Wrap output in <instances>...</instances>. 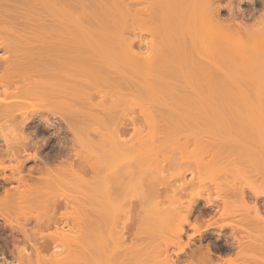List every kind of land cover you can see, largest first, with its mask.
<instances>
[{
    "label": "bare ground",
    "instance_id": "1",
    "mask_svg": "<svg viewBox=\"0 0 264 264\" xmlns=\"http://www.w3.org/2000/svg\"><path fill=\"white\" fill-rule=\"evenodd\" d=\"M24 1L26 6L28 5L29 7L30 1L28 0H24ZM45 1L47 2V0ZM65 1L67 2L60 0L59 3L62 2L61 4L65 6L68 5V3H70L68 7L71 6L74 7H71L69 9V12L68 11L64 12L65 9H63L64 11H62V13L61 11H57L58 17L59 14L60 15L63 14L64 17V14L66 13L65 15L66 16L70 15V17H72L73 20L74 14L75 15L77 14L79 15V17L77 15L76 16L80 18V20L76 19L77 18L76 17L74 18L76 20L75 21L73 20L72 25H70L69 23L68 26L65 25V27L62 28L59 27V29L57 27L49 26L50 24H48V27H46L45 25L40 23L42 24L41 26H43L42 28L41 26L39 28L42 30L41 32L42 35L39 34V32L37 33V35L40 36L39 38H41V41L43 40V45L41 44L42 45L41 49L44 50L48 55V59H45L44 61L41 60V65L39 60H37L39 61L38 64L37 62H35L36 60L32 59L34 58L33 54L35 56V50L31 48L32 46L31 47L28 46L27 43V39L31 38L34 35L32 34L31 36L30 34L36 33L35 31L34 32L32 31L33 28L31 29L32 32H30L29 34L26 32L27 33L26 34L25 32L22 31H21L22 33L20 31L18 33L17 32L19 30L18 28L17 31L15 29L13 31V29H11L13 27L12 26L9 27L11 29L10 31H8L9 29L6 30L8 31V34L6 32V34L4 33V36L2 35L0 36V43L2 41V44L8 43V45L11 46L12 42L10 41H13V43L15 41L17 42L16 43L17 46L18 44H20L22 48L21 52H18L19 51L17 49L18 47H15L16 51L14 50L15 52H18L20 56L17 57L18 54L16 55L14 52V57L16 56L15 58L13 56H11L12 58L7 57L9 60L10 59L12 60V63L16 61L17 65H19L18 62L20 63L21 61L19 59L20 57L22 58L23 56H24L23 60H25V57L26 59L29 58V60L24 61L25 63L29 62L34 65H36L37 63L39 66H42V61H43L44 63L43 65L45 66L40 68L45 67L44 70L45 72H43V69H39L38 65L35 66L37 68L34 67L33 69L31 68L32 67L31 65H30L31 69L23 67L22 65V68L19 69L17 68V65L15 63L11 64V60L10 61L8 60L7 67L9 69L6 70V72L7 71L10 72V74L8 75L10 76L11 72L14 74L15 73L19 74V72L22 71L24 74L26 73L28 75L27 71L29 70L30 71L35 70L36 72L42 71L43 73H40V76L47 75L48 77L45 76L47 78L46 80H49L50 78L52 79L51 82L50 81L48 82L44 79L45 77L42 78L43 77L42 76L41 81L38 80L37 78H32V79L27 78L28 80L27 81L26 77L28 76L32 77L31 74L28 76L23 75L22 76L23 82L21 80H20L21 84L18 82L21 85V87L16 83L17 84L15 89V91L17 90L16 99L17 96L24 97V95L27 94V91H28L27 96L31 95L29 97L25 96L27 97V99H30L31 97V101H32L33 99H35V97L32 98V96L34 95L37 97L38 100L39 98L38 96H40L41 103L44 102V100L45 102H48L46 101L48 100V98L50 99V101L52 100L55 101L56 99L55 97L59 96V98H57L58 100L56 101L58 102L60 101V103H64L63 104L64 106H61V104L55 105V103H53L54 106H57V108L58 106H60L61 107L60 111L63 110L62 111L63 113L71 115L73 118L79 115L80 112L81 113L84 112L85 115L88 114L87 115L88 117L90 115L91 118H93L94 120V123L90 125L103 124L105 128L109 127V125L106 124L107 121L113 120V122L111 121L110 124L111 131H109L108 133V131L105 130L104 132L101 133L99 138L94 139L89 136L88 131L90 130L91 127L89 123L86 122V120L83 118H78L79 116L77 117L78 119L75 118L74 121V125H75L74 132L76 135L75 143L79 145V148L76 151L77 154L76 157L81 162L87 164V161L89 162L88 155L91 154L92 159H94V162H96L95 164L96 167H104L107 165L109 166L108 163H110L111 161L115 162L117 160L118 162H116V164L114 163L113 166L118 168H115L114 170L111 169L109 170V172L106 171L104 172L99 170L94 171L92 173L93 174L92 177L91 178L87 177L88 178L87 179L85 177L86 176L85 172L81 171L82 169L86 168L85 166L81 167L82 164L85 165L84 163H80L79 161L76 165L77 167L76 168L73 164L75 162L66 160L65 162L63 161V163L59 162L58 166L56 167L53 166L54 168H52L51 166L47 167V165L46 167H43L42 171H40L42 172V174L44 173L43 176L41 175V177H39L37 181L32 180V183H27L28 181L26 179H25L26 181L22 180L24 179L22 177L20 180H22L23 187L17 188L14 193H5V196L0 198L1 204L4 205L7 203V205H11L10 201H12V204H14L13 202H15L16 205H14L15 206L14 212L17 211L15 214L17 217L19 215L27 216L28 213L30 214V212L35 211L34 216L36 221H42V220L44 221V219H46L47 222L48 221L54 222L55 219L57 220L58 216L57 218H54L55 214L53 215V213L54 210L57 208L56 204H57V199L59 200V198H64L66 203L70 201L73 204H75L72 205L70 210L60 213L61 218L59 217L60 219L62 218L64 219L65 217L66 218L70 217L72 221L70 222L71 225L69 223L70 226L67 224L68 221L66 219L65 221L62 220L64 221V224L67 222L66 228H64L65 225L58 226V224L56 225V222H54L55 224L52 223L55 226L53 225L54 229L49 233V237L52 238V242H53L52 243L53 249L51 248L50 245V248L52 249L50 253L45 254L42 251L43 247L42 248L40 247L42 249L40 250L38 246L35 248L36 249L34 250L35 254L34 256L32 255L33 256L32 257L31 251H28L23 247V249L21 248L22 249L21 253L23 255V258L21 253H19V256H21L19 259L22 258L20 262L26 261L27 264H130V261L138 260L139 262H142L141 264H176L175 261L172 259L171 255L167 252V248L169 245H173V246L175 245L178 247L179 251H183L184 248L187 246V243L182 241V236L184 233V226L189 221V216L192 212L194 204L200 198L202 199L206 198L207 202L211 201L210 193L206 186L207 182H210L211 184L214 185V189L218 197L223 193L221 197L225 201H231V200L233 201V199L238 200L239 207H241L244 216L253 211L254 214L253 216L256 218L255 220L258 223L257 232L260 233L261 231H263L264 227L263 229H261L260 227L262 224L264 225V216H262L256 204H250L246 201L245 187L248 186L249 189H251L254 195L256 196L264 195V186H262V184L264 183L262 182L260 183V181L257 180V177L260 179L259 176L264 172L261 170L260 167L261 165L259 164L260 166H258V164L256 163L264 158L263 155L264 153L260 152L261 148H259L260 150L259 152L262 153L263 155V157L260 159L259 158L260 156L258 155L259 152L258 150H256L258 146L256 147L254 145V143L259 142L256 140L254 141V139L256 138L259 139L258 137L259 134L260 136L262 135V137L264 135V27L260 25L264 23V17H263L264 15L262 14L263 16L262 17L260 16L261 18L259 20H256L251 23L248 22L242 23L236 20L226 22L224 18H221L219 16V6L215 5L214 0H151L155 2L153 4H151L152 2L150 0H149L150 4L149 2L147 3L146 0H137L136 2L138 1L139 2L141 1V3L143 2L142 7L140 8H144L145 10L147 9L146 13L148 12V14L150 15L151 13L154 14L158 13V16L160 14L161 16H164L165 14H167V12H169L167 11L166 8L168 9L171 8L169 9L173 11L171 13H175L179 18H182L183 21L182 20L180 21L182 24L180 25V28H182V30L180 29L182 32V33L180 32V34L182 35L176 37L178 41L174 36H172L171 39H169L170 35L169 36L163 35L166 38L168 37L170 41L172 40L171 41L172 43L171 42L169 43L171 45L173 44L171 46L172 48L170 47L169 44H167L168 43L167 41L169 40L167 39V41H165L166 38L162 37L165 43H162L164 41H162L161 43H157L154 40H151L149 42H145L142 40V42L139 41L141 42L139 43L140 46H142V44L144 45L142 46V49L135 50L133 45L135 44L134 42L140 38L138 33L148 32L149 34L152 35V39L154 37L156 38V36L158 35L157 34L158 28L156 26L151 25L146 28L145 27L139 28L138 26H136V24L138 23L140 24L141 22L140 19H143L144 17L143 18L140 17V14L142 13L140 12V8H136L134 5H133L134 8H132L133 7L132 4L134 3L135 0H104L103 2L102 0H87L89 1L87 3L88 4L87 8L90 9L93 8V6L106 7V9L107 8L109 9L111 5L113 7L118 6L117 7L118 10L117 9L115 10V14L114 12L111 11L110 13L109 12L110 10H107V11H102V13L98 11L99 13L96 12L95 13L96 15L94 13H93L94 15L93 14L90 15L92 18L94 16L96 21L100 24V25L98 24V26H102V28L103 26L106 27V29L104 28L102 30L100 29L101 27L97 29V27L94 28V26L93 29L95 30L89 29L90 24H88L89 27H86L85 23H90V22L93 23V20L90 19L91 17L89 18L88 12L87 15L89 19L87 17L85 19V17L82 16V14L86 15L85 13H80L82 17L78 13L80 12L79 9H81L79 8L80 6H87V4L84 3L83 0L77 1L79 3L76 2L77 3L76 5L75 2L74 3L71 1L68 2L69 0H65ZM15 2L16 4L19 3L18 1ZM20 2H22V4L19 3L18 5L20 6L22 5L23 7H25L23 0L22 1L20 0ZM50 2L49 3L47 2L46 6L48 5L54 6L56 0L51 2L52 4ZM168 2L171 3V7L169 6L170 4ZM10 5H12V3ZM155 6H159V7H155ZM62 8L63 7H61V9ZM155 8H160L161 10L159 9V11L157 12ZM70 10L72 12H75L74 10L76 11L78 10V12L73 14L70 12ZM92 10L95 12L94 9ZM154 10L156 11V13ZM3 11H5L4 8ZM38 13L39 11L37 12V15ZM46 13H49L50 15L47 14L49 16H54V17L57 16L56 12H52V10ZM54 13L55 15H53ZM185 16L187 18H184ZM70 17L68 16V18ZM81 18H83L84 20L83 19L81 20ZM128 18L130 19L129 32L131 35L127 36L125 32L126 30L128 31L126 26V23L128 22ZM29 20L27 19L26 21ZM198 21H202L203 23L207 22V24L211 28L214 27L220 28L222 34L225 36L224 38L229 41V43L227 41L226 43L225 41H223L225 43L224 45L228 43L230 47L231 44L233 43L234 45L233 44L232 45L235 47L240 46L237 48H243V50L246 49L245 52L241 51L243 52L242 54L246 56H244L243 58L241 57L242 55L240 54V56L238 55L239 57L237 58L239 62L243 61L242 62L243 64L233 60L230 61V62L233 61L232 64H230L231 71H232V67H234L236 63L242 64V66H240L242 69L238 68L236 65V68H238L239 71L237 69L238 72L234 74L235 76H233L229 71L230 67L226 66L227 64H224V62L228 63L229 61L226 62V60H230V59H226L225 61L219 60L218 62L220 63L218 62L217 63L219 64V66L223 64L225 65V66L223 65L225 67L224 68L225 72H226V68L228 67L229 70H227V72H230L231 75L229 73H225L223 70H222L223 73L222 72L220 73L218 70L220 68L217 69L215 68L218 67L216 66V63L214 68L218 70L217 74L215 73L216 70L214 69L215 71L214 70L213 72L210 71L208 75L206 69L210 68L212 64L209 67L208 65L210 63L208 62L211 61L207 62V59H205L206 57L204 58V54L205 53L208 54V50L206 46H204L205 43L203 44V39L205 40V38L202 37L199 38L198 36H196L199 34L195 33L196 29H194L195 28L194 26L200 24V22ZM107 25L112 26V28L109 27L110 29H112L110 30L112 31L111 32L112 34L110 33L109 36L108 34L104 33L107 35V36L105 35L106 37L108 36L109 37L105 39V41L107 40L106 42H101L100 40L104 39V35H102L103 31H107V29H109L107 28L108 27ZM34 26L37 27V25L35 24ZM171 29H169V31ZM207 29L210 28L207 27ZM164 30L165 29H163L164 33L168 31V30L167 31ZM44 32L45 34L43 35ZM171 32L173 33V31ZM37 35L35 34V37ZM232 39L235 41V43L231 42ZM9 42L11 44H9ZM16 44L14 43V46ZM106 46L108 51L103 53L104 54L108 53V54H105L104 57L101 58L102 56H100V52L102 53V50L105 51L106 49L104 50V48H106ZM168 46L171 48L170 52H168L169 50L167 51V49L169 48ZM205 49L207 50V52L204 53ZM94 51L95 52L97 51L96 57H97V53L99 52L100 58L99 59L97 58L96 60L95 59L96 57L95 58L93 57L95 54H93L92 56L93 58H91L90 56V58L88 57L89 59H87L86 58L87 54L90 52L95 53ZM247 52H249L252 55L250 56V58L248 57L249 53L244 54ZM39 53H41L40 48H39ZM63 54L68 59L67 61L66 60L63 61L62 60L63 58L59 59L62 57ZM54 55L61 57H58L56 60L54 59L55 57L54 58L52 57ZM35 57L36 58L34 59H38L37 56ZM84 57L86 59H84ZM169 59L171 62H169ZM160 60L162 61L159 62ZM163 60L164 61L166 60V62H164ZM168 62L170 63L171 65L170 67L172 69L169 68V66H167L169 65ZM221 62H223V64H221ZM166 63L168 64L166 65ZM160 64H161L160 67H163L165 65L164 69L162 68V70H166L167 72L166 74L164 73V75L162 74V76L157 75L158 78H160L159 79L160 81L158 80V78L156 79L157 76L155 75H154L155 77H153V75L150 74L140 75V76L132 73L126 74L127 73L126 71L138 72L140 70L141 71L143 70L148 72L150 70L152 71V69L154 70L155 68L158 70ZM173 64H174V68H173ZM233 64L234 66H231ZM166 66L168 70L165 69ZM206 66L207 68L205 69ZM169 69L171 70L170 73L168 72ZM210 69L212 70L213 68ZM112 71L117 72L118 75L117 74L111 75L110 72ZM22 72H20V74H23ZM212 73H214V75ZM4 74L6 73L4 72L0 76H3ZM5 76H7V74L4 75V77ZM36 77H37V73H36ZM209 77L212 82L207 79ZM154 78L158 82H155ZM3 79L6 78H2L0 81L6 82L4 83L6 86L7 84L10 85L8 81H4ZM7 79L11 80L9 78ZM15 80L17 79L15 78ZM131 80L132 81L134 80L135 82L137 81L139 82L140 80H143L142 84L139 83V85H141L142 87V88L140 87L141 90L139 89V91L138 92L136 91L135 93L136 98H138L141 102L139 101L138 104L137 103L134 104L135 106H138L140 108L139 110L140 114L144 116L143 118H145V123H146V127L148 126L147 127L148 130L146 129L147 136H144L143 132H145L144 130L145 128L141 130L139 127H136V129L134 130L135 132L133 131L134 135H132L134 138L131 139L132 137L131 136L129 139L127 136H125L126 138L123 137L124 135L121 132L123 129L122 130L120 129L121 128L120 125L122 123L121 119L122 118L124 119V114L127 112L126 109L127 107L123 106L122 108V106L120 105H119L120 107H118V104H120L119 102L124 100L123 92H119V91L117 92L114 90L109 91L110 96H112L111 98H109L110 100L108 99L107 103H104L103 99L99 102V104L100 103L102 104V105L100 104L102 106V110H104V112H106V114L109 115L107 117L105 114L106 116L105 118H108V120L105 121L103 117L99 116L98 113L94 112L95 107L97 108V110L98 108L100 110L101 107H99L98 103L97 105L96 103H92L93 101L91 102V99L94 96L93 94L95 93L92 92L89 88L90 87H92L91 89H93V87L99 88V86H102L103 84L112 87H119L120 85H122V83L124 84L125 82L127 83L128 81ZM150 80H152L154 84ZM164 80L166 83L164 82ZM180 81H184V84H181ZM208 81H210L212 84L210 82L208 83ZM59 83L62 85V88H64L63 87L64 84V86L67 87L66 90L57 89ZM158 83L159 85L161 84L163 88H167L165 89V91L167 90L168 91L165 92L163 90L162 92H160L161 95L157 94L160 91V90L158 91V89H160ZM152 85L155 86V89L154 88L153 89L156 91V93H154L153 89H151ZM17 86H19L18 87L19 89H17ZM31 87L34 88L29 90ZM23 88H26L27 90L26 94H24L25 91L23 90ZM7 90L8 89L6 88V90L3 91H6L8 93ZM33 90L35 93H32ZM35 90H37V92ZM18 92H21L23 94ZM163 92L165 93L162 94ZM7 93L6 94L4 93L5 94L4 96L8 97L10 95V94L7 95ZM36 93L38 94L36 95ZM201 95L204 96V97L202 96L203 101L201 99ZM41 96L45 97V99H43L42 97L41 100ZM169 96L172 98L169 100H173V102L171 101L172 106L170 105L167 106V104L165 103L166 105L165 104L164 105L167 107L163 108L164 107L163 106L162 107L163 109H160L159 111H157L158 109H156L155 107L147 104L148 101H152L155 99H161L163 102V100ZM214 96L215 97L219 96L220 100H221L220 97L225 98L226 100H223L222 98V103H224L225 101H230L228 100L229 98L227 97L230 98L233 97V99H235L236 101L238 99V103H241V105L237 106L238 104L236 103L237 105L235 104V106H232V104L236 102L234 101L230 106L228 105V103L230 102L228 103L226 102V104H224L225 105L224 107L218 109V107L216 108L215 105L217 103V102L215 103V100H217V98H215ZM212 97L214 99V103L213 100H211ZM20 99L16 100L17 101L16 103L22 104L23 107L24 103L26 101L28 102V100L26 98H22V99H26V101L25 100L23 101L21 99V101L24 102L23 103L20 101ZM11 100L13 99L11 98ZM136 100L134 99V101ZM35 101L36 100H34V102ZM40 101H38V103ZM27 102L25 104H28ZM17 106H19V104ZM53 107L49 108L50 112H52L51 109H54L53 112L59 111L57 110V108H53ZM15 108L14 111H16ZM21 108L17 109L21 113V117H26L28 112L33 113L37 109H40L38 107L36 108L35 105L34 106L31 105V107H28L30 108L29 110L24 107L23 108L25 110ZM213 112L215 113L213 114ZM210 113H212L211 117H209ZM1 114L4 113H2L1 111ZM7 115L9 114L7 113ZM14 115L15 114H13V116ZM85 115H83L82 113V116L84 118ZM212 117H213L212 121H215L216 123H218L217 125H220L219 128L217 127L216 123H215L216 126L213 125L217 128V130H213V128L212 129L209 128L210 130L208 129V127H211L212 123H214L210 121ZM14 118L13 120H15ZM127 118L129 119V117ZM134 120L132 122L135 123ZM229 122L230 123L232 122V124L236 123L234 125L235 127ZM134 123L132 124L133 126ZM219 123H222L224 126L222 127V124ZM226 123L228 126L226 125ZM68 124L67 126L70 125ZM69 127L71 128V126ZM14 128H10L8 131L5 130L6 132L3 131L5 133L2 134V137L6 142V144L14 143L13 145L15 146L16 149L21 144H24L23 142H25L26 139L29 138L25 136L20 129L16 130ZM99 131L100 130H97L96 134H99ZM106 133L108 134V136L105 135ZM236 135L238 137L240 136L241 139L242 137H244L243 138L244 140L242 139L243 142L246 139L249 142L246 140L247 142L243 144L240 141L241 142L240 144V142H238L237 140L232 139V137L235 138ZM253 135L254 136L257 135V137H254ZM237 136L236 138H238ZM252 137H254L253 141H252ZM263 141H261L260 143L264 144ZM263 149L262 151H264ZM17 150H16V154H18ZM94 151H97L98 153H93L92 155V152ZM13 152L14 151H12V153ZM256 154L259 157H257ZM32 155L35 157L36 155L35 152ZM258 158L260 160L256 161L255 159ZM78 159H76V161H78ZM102 159L105 163L101 162ZM166 163H168L167 166ZM78 164L81 165L78 166ZM171 165L174 168H170ZM0 167L3 168L4 170L6 168H10L12 170L14 169V167H16V164L15 166L14 164L13 165L10 164L7 166L1 163ZM78 167H81L82 169ZM186 172H190L192 175L194 174L193 176L197 178V184L195 188L187 192L186 195L187 198L183 199L182 197L184 190L182 191V188L183 186H187V184L191 182L189 181V183H187V181L184 179ZM252 173H254V175L256 174V176L252 175ZM223 175L224 178L221 179V176ZM227 176H230L231 179H229ZM252 176L256 178L258 184L255 181V179H253ZM175 177H179L181 179L180 183L178 184H176V182L172 183V179ZM40 183H44L46 185L41 186ZM62 183H78V185L70 186V187L67 186L66 188L62 186ZM58 185L62 187L60 188ZM205 190L206 191L208 190V193ZM203 192H205L204 194L207 193V195H205L206 197L204 196ZM134 197L142 199L140 201H142L144 210L146 209L149 212V210L152 209V211L150 212L153 214L148 213L145 210L147 215L149 214L148 216H150V218H148L145 212L143 213L144 216L143 215L138 216L139 213H137L136 215L130 212V214L125 213L122 218L121 217L119 218V216H121V214L124 213L123 206L125 200H131V198ZM3 205H1V207ZM6 209L7 208H5V210ZM9 211L14 213L10 209ZM6 213H8V209L6 210ZM31 214L33 215V213ZM153 215L154 218L152 217ZM53 218L54 220H52ZM147 222H151V223L148 224ZM141 223L144 224L145 226L140 225ZM128 224L129 226H131L130 228L133 227L131 224L133 225L135 224V227L132 229L134 231L131 232L133 237L129 236L130 238L128 237L129 232L126 230L129 229L127 228ZM139 225L142 227H140ZM193 228L194 231H199L198 225H194ZM166 229L170 231V232L166 231L171 234L170 237L162 236L163 235L162 232H164L163 230ZM50 234H52V237L50 236ZM156 236L159 238H157ZM149 239L152 244L149 243L150 242L148 241ZM255 246L253 245V247ZM259 246L260 245H258V247ZM244 256L246 257V255ZM244 256L242 255L243 259L245 258ZM238 258H241V254L240 257ZM226 262L228 264H235L236 258L235 259L229 258L226 260ZM134 263L139 264L138 262H134ZM238 263L242 264L241 260H239Z\"/></svg>",
    "mask_w": 264,
    "mask_h": 264
},
{
    "label": "rangeland",
    "instance_id": "2",
    "mask_svg": "<svg viewBox=\"0 0 264 264\" xmlns=\"http://www.w3.org/2000/svg\"><path fill=\"white\" fill-rule=\"evenodd\" d=\"M4 1H8V0H0V36L2 35V36H4V33L6 34V32H7V34H8V31H10L11 29H13V31H14V29L17 31L18 29V33H19V31L21 32H27L28 34L30 33V32H36V33H31L30 35L32 36V34H34L32 37L34 38H29V39H27V43H28V46H32L31 48H33L34 50H35V56H37V58L38 59H34V58H36L35 56H34V54H33V57L34 58H32L33 60H36L35 62H37L38 64H39V61H40V65H41V60H45V59H48V55H47V53L44 51V50H42L41 49V47H42V45H43V40L41 41V38H39L40 36H38L37 35V33L39 32V34H41L42 35V30L41 29H39L40 28V26L43 24V25H45L46 27H48V24H50L49 26H53V27H57L58 29H59V27H65V25L66 26H68L69 25V23H70V25H72V23H73V20L75 21L76 19H79L80 20V18H78L79 17V15H75L74 13H77L78 12V10L76 11V10H74L75 12H72L73 11V9H72V11L70 10V12L71 13H73L74 14V18H76V19H74L73 18V20H72V17H70V15H65L64 14V17H63V14L62 15H60L59 13V17H58V15H57V11H61V13H62V11H64L63 9H65V11L64 12H69V9L71 8V7H74V6H71V7H68L69 6V4L70 3H68V5H62L61 3L62 2H60L59 3V1L60 0H56V3H55V5L53 6H50V5H48V6H46V3L48 2H50V0L48 1L47 0V2L45 1V0H41V2H40V0H38V1H36V0H28V1H30L29 2V7H28V5L26 6V4L24 3L25 1L23 0V3L25 4V7H23L22 5L20 6V5H18L19 3L20 4H22V2H20V0H9L7 3L6 2H4ZM11 1V2H10ZM15 1H18L19 3L18 4H16V2ZM22 1V0H21ZM54 1V0H53ZM52 0H51V2H53ZM64 2H67V1H65V0H63ZM75 2V5L77 4V3H79V2H77V1H80V0H69L68 2ZM84 1V3H88L89 1H85V0H83ZM104 0H102V2H103ZM137 0H135L134 1V3L132 4V6L134 5L136 8H140V7H142V5H143V2L141 3V1L139 2H136ZM147 1V3L149 2V0H146ZM151 1V0H150ZM215 2V5L217 6H219V16L221 17V18H224V20L226 21V22H229V21H233V20H236V21H238V22H242V23H251V22H254V21H256V20H259L263 15H264V0H214ZM1 2H3V3H1ZM45 2V3H44ZM50 2V3H51ZM77 2V3H76ZM152 3L151 4H153V3H155V2H153V1H151ZM170 2V1H169ZM168 2V3H169ZM9 3V4H8ZM12 3V5H10ZM6 4V5H5ZM23 4V5H24ZM33 4V5H32ZM52 4V3H51ZM62 6H61V5ZM72 4V3H71ZM146 4V3H145ZM144 4V5H145ZM149 4H150V2H149ZM170 5V7H171V3H169ZM4 5V6H3ZM15 7H14V6ZM45 5V6H44ZM59 5V6H58ZM74 5V4H73ZM18 6V7H17ZM35 6V7H34ZM97 6V5H96ZM112 6V5H111ZM109 7V9L107 8L106 9V7H94L93 6V8H87L88 7V4H87V6H80L79 8H81V9H79V11L80 12H78L79 14L80 13H85L86 15H87V12H88V15H89V18L91 17L90 15L91 14H95L96 12H101L102 13V11H107V10H110L109 12L111 13V11L112 12H114V14H115V10L117 9L118 10V6H112V7ZM134 6L132 7V8H134ZM153 6V5H152ZM4 8V10L5 11H3V8ZM45 7V8H44ZM52 7V8H51ZM56 7V8H55ZM60 7V8H59ZM61 7H63L62 9H61ZM76 7V6H75ZM91 7V6H90ZM154 7V6H153ZM155 7H159V6H155ZM24 8V9H23ZM50 8V9H49ZM77 8V7H76ZM120 8V7H119ZM122 8V7H121ZM148 8V7H147ZM150 8V7H149ZM2 9V10H1ZM19 9V10H18ZM92 9H94L95 10V12L92 10ZM143 9V10H142ZM154 9V8H153ZM159 9L160 8H155V10L158 12L159 11ZM167 9V11H169V12H167V14H165L164 16H161V14L158 16V13L157 14H154V13H151V15L150 14H148V12L146 13V10L144 9V8H140V12H142L141 14H140V17L141 18H143V19H140L141 20V22H140V24L138 23V24H136V26H138L139 28L141 27H149V26H151V25H153V26H156L158 29V32H157V36H156V38L154 37L153 39H152V35L151 34H149L148 32H143V33H138V35L140 36V38L139 39H137L134 43V45H133V47H134V49L135 50H139V49H142V46H144L143 44H142V46H140V44L139 43H141L142 42V40L143 41H145V42H149V41H151V40H154L155 42H157V43H161L162 41H164V39H162V37L163 38H166V37H164V36H169L170 35V38L169 39H171V37L172 36H174L175 38L177 37V36H181L182 34H180V32H181V30H182V28H180V25H182L181 24V20H182V18H179L175 13H171V12H173L172 10H169V9H171V8H166ZM165 9V10H166ZM23 10V11H22ZM33 10V11H32ZM52 10V12H56V15L57 16H49L50 14L49 13H46V12H49V11H51ZM139 10V9H138ZM154 10V11H155ZM161 10V9H160ZM20 11V12H19ZM39 11V13H38V15H37V12ZM44 11V12H43ZM82 11V12H81ZM91 11H92V13H91ZM145 11V12H144ZM156 11H155V13H156ZM164 11V10H163ZM22 12V13H21ZM43 12V13H42ZM98 12V13H99ZM3 13V14H2ZM7 13V14H6ZM97 13V14H98ZM13 14V15H12ZM31 14H32V16H31ZM34 14V15H33ZM47 14H49V15H47ZM93 14V15H94ZM174 14V15H173ZM263 14V15H262ZM3 15V16H2ZM24 15V16H23ZM30 15V16H29ZM46 15V16H45ZM53 15H55V13L53 14ZM86 15H83L82 14V16H84L85 17V19H86V17L88 18V15L86 16ZM92 15V16H93ZM96 15V14H95ZM142 15V16H141ZM2 16V17H1ZM13 18H11V17ZM17 16V17H16ZM26 16V17H25ZM34 16V17H33ZM48 16V17H47ZM66 16V17H65ZM68 16L70 17V18H68ZM80 16H81V14H80ZM81 16V17H82ZM152 16V17H151ZM261 16V17H260ZM38 19H37V18ZM42 17V18H41ZM50 17V18H49ZM99 17V16H98ZM97 17V18H98ZM161 17V18H160ZM173 17V18H172ZM264 17V16H263ZM49 18V19H48ZM65 18H67V19H65ZM88 18V19H89ZM93 18H94V16H93ZM92 17L90 18L91 20H93V23L92 22H90V23H85L86 24V27H89V25L88 24H90V27H89V29H93V26H94V28L95 27H97V29H99V27H101L100 29L102 30V29H106V27L105 26H103V28H102V26H98V22L96 21V19L94 18L93 19ZM177 18V19H176ZM184 18H187L186 16L184 17ZM258 18V19H257ZM10 19H11V21H10ZM29 20V21H26V20ZM46 19H48V20H46ZM69 19V20H68ZM83 18H81V20H82ZM145 19V20H144ZM169 19H171V20H169ZM180 19V20H179ZM21 20H23V21H21ZM44 20V21H43ZM66 20H67V22H66ZM71 20H72V22H71ZM84 20V19H83ZM177 20V21H176ZM6 21V22H5ZM8 21V22H7ZM16 21V22H15ZM47 23H46V22ZM68 21H70V22H68ZM95 21V22H94ZM173 21H174V23H173ZM180 22V24H179V22ZM183 21V20H182ZM14 24H13V23ZM97 22V23H96ZM163 22V23H162ZM198 22H200V24L198 25H196V26H194L195 28L194 29H196L195 30V33L196 34H199V35H196V36H198L199 38H205V40H207V41H205L204 39H203V44H204V46H206V48H207V50H208V54L207 53H205V52H207V50L205 49V51H204V58L205 59H207V62L208 61H211V62H208V63H210L208 66L210 67V65L212 64V66L210 67V68H213L212 70L210 69V68H207V66L205 67V69H206V72L208 73V75H209V73H210V71H212L213 72V70L216 68H220V69H218L219 70V72L221 73H223V71L225 72V65L224 64H227L226 66H228V67H230V64H232V62L233 61H237V62H239L238 61V57L240 56V54L242 55L241 57H243L244 58V56H246V55H243L242 53L243 52H245L246 51V49H244L243 50V48H237V47H240V46H237V47H235V46H233L232 44H231V46H232V49H231V46L229 47V45H228V43H229V41L228 40H226L224 37V35L222 34V31L220 30V28H216V27H214V28H211L208 24H207V22L206 23H203L202 21H198ZM198 22H195V23H198ZM37 23V24H36ZM40 23H42V24H40ZM46 23V24H45ZM202 23V24H201ZM6 24V25H5ZM34 24L35 25H37V27L36 26H34ZM142 24V25H141ZM164 24V25H163ZM29 25H30V27H29ZM33 25V26H32ZM64 25V26H63ZM88 25V26H87ZM100 25V24H99ZM140 25V26H139ZM260 25H262L263 27H264V23L263 24H260ZM13 26V27H12ZM44 26V27H45ZM108 26V25H107ZM126 26H127V29H128V31L126 30V35L128 36V35H131L130 34V32H129V28H130V19L128 18V22L126 23ZM165 26H167V27H165ZM173 26H174V28H173ZM206 26V27H205ZM9 27H12L11 29L9 28ZM43 26H41V28H42ZM112 28V26L110 25V26H108L107 28ZM170 27V28H169ZM175 27H176V30H175ZM182 27V26H181ZM197 27V28H196ZM207 27L208 28H210V29H207ZM18 28V29H17ZM21 28H22V30H21ZM30 28V29H29ZM33 28V29H32ZM107 29V31H103V33H102V31H101V33H102V35H104V39H101L100 41L101 42H106L105 41V39H107L109 36H110V33L112 32V31H110V30H112V29ZM171 28H173V29H171ZM178 28H179V31H178ZM5 29V30H4ZM7 29H9L8 31H6ZM31 29H32V31H31ZM35 29V30H34ZM39 31H38V30ZM163 29H165L164 31H167V32H163ZM169 29H171L170 31H169ZM181 29V30H180ZM25 30V31H24ZM93 30H95V29H93ZM29 31V32H28ZM110 31V32H109ZM171 31H173V33L171 32ZM199 33H198V32ZM21 32V33H22ZM169 32V33H168ZM172 33V35H171V33ZM179 32V33H178ZM25 33H23V34H25ZM26 33V34H27ZM104 33H106V34H108L109 36L108 37H106L107 35L106 34H104ZM162 33V34H161ZM164 33V34H163ZM174 33H175V35H174ZM182 33V32H181ZM35 34L37 35L36 37H35ZM45 34V32L43 33V35ZM112 34V33H111ZM208 34V35H207ZM209 34H211V35H209ZM47 35V34H46ZM45 35V36H46ZM106 35V36H105ZM164 35V36H163ZM187 35V34H186ZM48 36V35H47ZM138 36V37H139ZM183 36H185V35H183ZM191 36V35H190ZM205 36V37H204ZM207 37V38H206ZM174 38V39H175ZM180 38V37H179ZM39 39V40H38ZM167 39H168V37L166 38V40L165 41H167ZM168 39V40H169ZM173 39V40H174ZM177 39V38H176ZM175 39V40H176ZM34 40H35V42H34ZM179 40H181V39H179ZM139 41H141V42H139ZM165 41L164 42H162V43H165ZM172 41V40H171ZM170 40L169 41H167L166 43L167 44H169L170 42H171ZM177 41H178V39H177ZM176 41V42H177ZM223 41H225V43H226V41L228 42L226 45H224L225 43L223 42ZM231 41V40H230ZM10 42H12V44H13V46H12V44L10 43ZM9 42V44H11V46L10 45H8V43L6 44H2V41H1V43H0V75H2L4 72L7 74V76H5L4 77V75H6V74H4L3 76H0V80L2 79V78H6V79H3L4 81H8V83H10V85H8L7 84V86L4 84V83H6V82H1L0 81V97L2 98H0V114H1V111H2V113H4V114H1V116H0V164L1 163H3L4 165H13L14 164V166H15V164H16V167H14V169H10V168H6L5 170L3 169V168H1L0 167V198L1 197H3V196H5V193H14L15 192V190L17 189V188H21V187H23V183H22V180H27L28 182L27 183H32V180H38L39 179V177H41V175L43 176V174H42V172H40V171H42V168L43 167H46V165L48 166H53V165H57V164H59V162L60 161H62V160H65V159H67L68 161H72V162H75V163H73L74 164V166L76 167V165H77V163L80 161L76 156H77V154H76V151L78 150V148H79V145L78 144H76L75 143V141H76V135H75V129H74V121H75V118H77L78 116V118H83V119H85L86 120V122H88L89 123V125L90 124H93L94 123V120H93V118H91V116L89 115V117L87 116V115H85L84 114V112H82L83 113V115H85V118L82 116V113L80 112V114L79 115H77V116H75L74 118L71 116V115H68V114H65V113H63L62 111H60L61 110V107L60 106H58V108H60V109H58L57 108V106H54V104L53 103H55V105H59V104H61V106H64L63 104L64 103H60V101L58 102V101H56V100H58L57 98H59V96H57V97H53L54 99H55V101L57 102H55V101H50V99L48 98V100H46V101H48V102H45V100H44V102H42L41 103V101H40V96H38L39 98H38V100H37V97L36 96H32V98L33 97H35V99H33L32 101L34 102V100H36L35 102H34V104H33V102L31 101V97H30V99H27V97H29V96H31V95H28L27 96V94H28V91L26 90V88H23V90L25 91V93L24 94H26V91H27V94L26 95H24V97L23 96H17V99H16V92H17V90L15 91V89H16V85L18 84L20 87H21V81H22V76L24 75V76H28V75H30L31 74V76L32 77H26V80H27V78L29 79V78H37L38 80H40L41 81V79L42 78H44L45 76H47V75H45V76H40V73H43V72H45L44 70H45V67L44 68H40V67H43V66H45V65H43L44 63H43V61H42V66H39L37 63H36V65H38L39 67V69H43V72L42 71H33V70H29V71H27L28 72V75L26 74H24L22 71H20V72H22L23 74H20V72H19V74H17V73H12L11 72V75L10 76H8L9 74H10V72H6V70H8L9 68L7 67V63H8V58L7 57H9V58H12L11 56H13L14 57V52L16 51V49H15V47H18L17 49L19 50H17L18 52H21V46H20V44H18V46H17V42H15L14 41V43L16 44L15 46H14V43H13V41H10ZM29 42H31V43H29ZM41 42V43H40ZM173 42H175V41H173ZM221 42H223V43H221ZM231 42H234L235 43V41L232 39V41ZM26 43V44H27ZM172 43V42H171ZM31 44V45H30ZM34 44H35V46H34ZM42 44V45H41ZM209 44V45H208ZM211 44H212V46H211ZM223 44V45H222ZM37 45H38V48H37ZM170 45V47L173 45H171V44H169ZM216 45V46H215ZM218 45V46H217ZM40 46V47H39ZM211 46V47H210ZM214 46V47H213ZM222 46H224V47H222ZM14 47V48H13ZM104 47H105V45H104ZM103 47V48H104ZM141 47V48H140ZM169 47V46H168ZM168 48L167 49V51L168 52H170V50H171V48ZM208 47H209V49H208ZM213 47V48H212ZM227 47V48H226ZM233 47H235V48H233ZM39 48H40V52L41 53H39ZM218 48V49H217ZM106 49V50H105ZM240 49H242V50H240ZM15 50V51H14ZM42 50V51H41ZM104 50L105 51H103L102 50V53L100 52V56H102L101 58H103L104 57V55L105 54H108V53H103V52H107L108 50H107V46H106V48H104ZM38 51V52H37ZM241 51H243V52H241ZM18 52H15V54L17 55V57L18 56H20L19 55V53ZM95 52V51H94ZM97 52V51H96ZM96 52L95 53H88L87 54V59H89L90 58V56H91V58H95L96 57ZM250 52V51H249ZM249 52H247V53H244V54H248ZM43 53V54H42ZM44 53H46V54H44ZM20 54H22V53H20ZM93 54H95L94 56H93ZM102 54V55H101ZM207 54V55H206ZM43 55V56H42ZM171 55V54H170ZM170 55H169V57H170ZM239 55V56H238ZM21 56H23V55H21ZM86 56V55H85ZM93 56V57H92ZM99 56V52L97 53V57L95 58L96 60H97V58L99 59L100 58V56ZM107 56V55H106ZM248 56V55H247ZM250 56H252L250 53H249V58H250ZM16 57V56H15ZM14 57V58H15ZM50 57H51V55H50ZM54 59H56L57 60V58L58 57H61V56H52ZM89 57V58H88ZM168 57V58H169ZM221 57V58H220ZM247 57V58H248ZM23 58H24V56L21 58L20 57V59L19 60H21L22 61V63H21V61H20V63L18 62V64L19 65H17V63H16V61L15 62H13L12 63V60H11V64H16L17 65V68H19V69H21L22 68V65H23V67H26V68H30L31 66V68L33 69L36 65H34V64H31V63H29V62H26L27 64H29V65H27L24 61H26V60H29V58L28 59H26V57H25V60H23ZM52 58V59H53ZM63 58V59H62ZM65 57V55L63 54L62 55V57L61 58H59V59H62L63 61H67L68 59ZM85 57H84V59H86ZM224 60H223V59ZM243 58H241V59H243ZM246 58V57H245ZM226 59H230V60H226ZM236 59V60H235ZM240 59V58H239ZM9 60V61H10ZM37 60H39V61H37ZM61 60V61H62ZM213 60H215V61H213ZM219 60H222V61H225L226 60V62H230L231 60H233L232 62H228V63H225L224 62V64H223V62H221V64H223V65H220L219 66V64L218 63H220V62H218ZM14 61V60H13ZM60 61V62H61ZM62 61V62H63ZM162 60H160L159 62H161ZM164 61V60H163ZM168 61V60H167ZM214 62V65H213V62ZM35 62H32V63H35ZM164 62H166V60L164 61ZM163 62V63H164ZM169 62H171L170 61V59H169ZM168 62V63H169ZM218 62V63H217ZM243 62V61H242ZM241 61L239 62V63H242ZM24 63V64H23ZM168 63H166V65L168 64ZM207 63V64H208ZM215 63H216V66H218V67H215ZM239 63H236V65H237V67L238 68H241L240 66H242V64H239ZM10 64V65H11ZM158 64V63H157ZM162 64V63H161ZM161 64L159 65V69H161V70H157L156 68L154 69V70H156V71H154L153 69H152V71L150 70V71H138V72H128V71H126L125 73L126 74H137V75H146V74H150V75H153V77H155V76H157V75H160V76H162V74L164 75V73L166 74L167 72H166V70H162V68L164 69V66L163 67H160L161 66ZM235 64V63H234ZM234 64L233 65H231V66H234ZM9 65V66H10ZM15 65V66H16ZM27 65V66H26ZM31 65V66H30ZM34 65V66H33ZM236 65L234 66V67H232V71H231V67L228 69V67L226 68V72L225 73H229L230 74V72H231V74L233 75V76H235L234 74L236 73V72H238L239 71V69L238 68H236ZM239 65V66H238ZM15 66H14V68H15ZM19 66V67H18ZM158 66V65H157ZM167 66H169V68H171L170 66V63H169V65H167ZM167 66H166V68L165 69H167L168 70V68H167ZM223 66V67H222ZM215 67V68H214ZM5 68H7V69H5ZM30 68V69H31ZM35 68H37V67H35ZM158 68V67H157ZM173 68H174V64H173ZM235 69V71H234V69ZM5 69V70H4ZM38 69V70H39ZM172 69V68H171ZM210 69V70H209ZM215 69V70H216ZM237 69H238V71H237ZM242 69V68H241ZM214 70V71H215ZM218 70H216L215 71V73L217 74V71ZM221 70V71H220ZM223 70V71H222ZM227 70H229L230 72H227ZM170 69H169V73H170ZM234 71V72H233ZM3 72V73H2ZM17 72V71H16ZM36 73H37V77H36ZM39 73V74H38ZM65 73V72H64ZM63 73V74H64ZM168 73V74H169ZM206 73V74H207ZM35 74V75H34ZM62 74V75H63ZM66 74V73H65ZM68 74H70V73H68ZM67 74V75H68ZM110 74L111 75H116L117 74V72H115V71H112V72H110ZM213 75H214V73H212ZM211 74V75H212ZM229 74H227V75H229ZM230 74V75H231ZM238 74V73H237ZM13 75V76H12ZM19 75V76H18ZM33 75H34V77H33ZM38 75H39V77H38ZM118 75V74H117ZM155 75V76H154ZM72 76V75H71ZM232 76V77H233ZM17 79V80H15V78ZM19 79H18V78ZM42 77V78H41ZM48 77V76H47ZM66 77V76H65ZM69 77H70V75H69ZM7 78H9V79H11V80H8ZM53 78V77H52ZM158 78V76L156 77V79ZM13 79H14V81H13ZM25 79V78H24ZM30 79V80H31ZM45 80L47 79L46 77L44 78ZM55 79V78H54ZM63 79V78H62ZM62 79H61V81H62ZM153 79V78H152ZM155 78H154V80H155V82H158L157 80H156ZM160 78H158V80H159ZM208 80H210V77L209 78H207ZM21 80V81H20ZM28 81V80H27ZM44 81V80H43ZM46 81H52V79L50 78L49 80H46ZM56 81V80H55ZM132 81V80H131ZM131 81H128L127 83L125 82L124 84L122 83V85H120L119 87H112V86H109V85H105V84H103L102 86H99V88L98 87H93V89H91L92 87H90L89 89L92 91V92H94L95 94H93L94 96L92 97V99H91V102L92 103H98L99 104V102L103 99V102L104 103H107L108 102V99L109 98H111L112 96H110V94H109V91H112V90H114V91H119V92H123V95H124V100H122V101H120L119 103L120 104H118V107H120V106H122V108H123V106L124 107H127L126 109H127V112L125 113L126 115H127V117H129V119L126 117V115L124 114V119L122 118L121 119V125L123 124H127V125H132L134 122H132L134 119V121H135V123H134V126H136V125H138L139 123V126H141V127H139L141 130H143L144 128V130H145V132H143L144 133V136H147V134H146V132H147V130H148V126L146 127V123H145V118H143L144 116L142 115V114H140V108L138 107V106H135V104L134 103H139V99L138 98H136V91L138 92L139 91V89L141 90V85H139V83L140 84H142V81L143 80H140L139 82L137 81V82H135L134 80L131 82ZM152 83H153V81L152 80H150ZM160 81V80H159ZM163 81V80H162ZM211 81V80H210ZM210 81H208V83L210 82ZM217 81V80H216ZM20 84H19V83ZM23 82V81H22ZM45 82V81H44ZM164 82H165V80H164ZM212 82V81H211ZM210 82V83H211ZM17 83V84H16ZM47 83V82H46ZM61 83V82H60ZM59 83V86H58V88L57 89H62V90H66V88L67 87H65L64 86V84H63V87L64 88H62V85ZM63 83V82H62ZM64 83H66V82H64ZM162 83V82H161ZM166 83V82H165ZM164 83V84H165ZM180 83L181 84H184V81H180ZM179 83V84H180ZM236 83H237V81H236ZM45 84V83H44ZM52 84H53V82H52ZM58 84V83H57ZM106 84H108V83H106ZM154 84V83H153ZM164 84H162V85H164ZM204 84V83H203ZM212 84V83H211ZM66 85V84H65ZM158 85H159V83H158ZM167 85V84H166ZM165 85V86H166ZM215 85V84H214ZM15 86V87H14ZM19 86H17V89H19L18 87ZM57 86V85H56ZM61 86V87H60ZM67 86V85H66ZM70 86V85H69ZM164 86V87H165ZM35 87V86H34ZM34 87H31L29 90H31L32 88H34ZM141 87V88H140ZM6 88L8 89L7 91H8V93L6 92V91H3V90H6ZM42 88V87H41ZM44 88V87H43ZM49 88V87H48ZM70 88V87H69ZM155 89V86L154 85H152V88L151 89ZM159 88L160 89H158V91H159V93H157V94H160L161 95V93L160 92H162L163 90L165 91V89H167V88H163L162 86H161V84L159 85ZM36 89V88H35ZM45 89V88H44ZM153 89V91H154V93H156V91ZM11 90V91H10ZM22 90V89H21ZM48 90V89H47ZM52 90V89H51ZM156 90H157V88H156ZM11 93H10V92ZM12 91H13V93H12ZM15 91V92H14ZM23 91V92H24ZM36 92H37V90H35ZM95 91H97V92H95ZM99 91V92H98ZM157 91V92H158ZM168 91V90H167ZM167 91H165V92H167ZM30 92V91H29ZM40 92V91H39ZM38 92V93H39ZM165 92H163L162 94H164ZM7 93V95H9L8 97L7 96H4L5 94ZM18 93H21V92H18ZM17 93V94H18ZM32 93H35L34 92V90L32 91ZM38 93H36V95L38 94ZM107 93V94H106ZM13 96H15V97H13ZM21 94H23V93H21ZM31 94V93H30ZM43 94V93H42ZM102 94H105V95H102ZM19 95V94H18ZM41 95V94H40ZM6 97V98H4V97ZM25 96H27V97H25ZM44 96V95H43ZM43 96H41V100H42V97ZM52 96H54V95H52ZM202 96L203 95H201V99H202V101H203V98H202ZM20 97H21V99L22 98H26L27 100H28V102L26 101V99H22L23 101L25 100L28 104H25L23 101H21V99H20ZM46 97H49V96H46ZM50 97H51V95H50ZM204 97V96H203ZM215 97V96H214ZM11 98L13 99V100H11ZM114 98H115V96H114ZM133 98V99H132ZM215 98H217V100H215V105H216V108L218 107V109L220 108H222V107H224L225 105L224 104H226V102L228 103V102H230V103H228V105H230L231 106V104L234 102V101H236L235 99H233V97H227V98H229L228 100H230V101H223L224 103H222V98L223 97H220L221 98V100L219 99V96H217V97H215ZM4 99V100H3ZM20 99V101L21 102H23L24 103V105H23V107L24 108H26V109H30V108H28V107H31V105H35V107L37 108H40V109H37L35 112H28V114H27V118L26 117H21V113L19 112V110H17L18 108H21L22 107V104H20V103H16L17 101L16 100H19ZM43 99H45V97H43ZM134 99L136 100V101H134ZM145 99V98H144ZM167 99V100H166ZM166 99H164L165 100V102H164V100H163V102H162V100L161 99H155V100H152V101H146L147 102V104H149L150 106H153V107H155L156 109H158L157 111H159L160 109H163V108H165V107H167V106H172V103H171V101L173 102V100H169V99H172L170 96L169 97H167ZM232 99V100H231ZM3 100V101H2ZM30 100V101H29ZM110 100V99H109ZM211 100H213V103H214V99H213V97H212V99ZM210 100V101H211ZM223 100H226L225 98H223ZM13 101V102H12ZM38 101H40L39 103H38ZM138 101V102H137ZM144 101V100H143ZM209 101V100H208ZM141 102V101H140ZM212 102V101H211ZM221 102V103H220ZM240 102V101H239ZM29 103H32V104H29ZM36 103V104H35ZM48 103V104H47ZM167 104V106H165L166 104ZM212 103V104H213ZM238 105H237V104ZM19 104V106H17V105ZM39 104V105H38ZM44 104V105H43ZM97 104V105H98ZM101 104V103H100ZM99 104V107H101L100 108V110H99V108H98V110H97V108L95 107L94 108V112H96V113H98L99 114V116H101V117H103L104 118V120L105 121H107L108 120V118H105L106 116L108 117L109 115H107L106 114V112H104V110H102V104L100 105ZM165 104V105H164ZM208 104H209V102H208ZM211 104V103H210ZM235 104L237 105V106H239V105H241V103H238V99H237V101L236 102H234L233 104H232V106H235ZM11 107H10V106ZM20 105H21V107H20ZM28 105V106H27ZM84 105H87V104H84ZM96 105V106H97ZM120 105V106H119ZM214 105V106H215ZM13 106V107H12ZM54 106V107H53ZM83 106V105H82ZM129 106H132V107H129ZM164 106V107H163ZM211 106H213V105H211ZM15 107H17V108H15ZM21 108V109H24V108ZM57 108V110H59V111H54L53 112V110L54 109H51L52 110V112H50L49 111V108ZM85 107V106H84ZM163 107V108H162ZM10 108V109H9ZM14 108H15V110L16 111H14ZM42 108V109H41ZM12 109V110H11ZM5 110V111H4ZM25 110V109H24ZM56 110V109H55ZM117 111V110H116ZM10 112H11V114H10ZM14 112V113H13ZM59 112V113H58ZM61 112V113H60ZM7 113L9 114V115H7ZM15 114L14 116H13V114ZM56 113V114H55ZM115 113V112H114ZM215 112H213V114H214ZM105 114H106V116H105ZM211 115H212V113H210V115H209V117H211ZM9 116V117H8ZM17 116V117H16ZM215 116H216V114H215ZM215 116H213V117H215ZM8 117V118H7ZM15 117V118H14ZM213 117H212V119H210V121H212L213 120ZM13 118L15 119V120H13ZM26 120H25V119ZM77 118V119H78ZM89 118V119H88ZM102 118V119H103ZM133 118V119H132ZM143 118V119H142ZM5 119V120H4ZM49 119V120H48ZM90 119H92V120H90ZM126 119H128V120H126ZM207 119V118H206ZM8 120V121H7ZM13 120V121H12ZM126 120V121H125ZM23 121V122H22ZM111 121L113 122V120H110V121H107V123L106 124H108L109 125V127L108 128H105L104 127V125L103 124H94V125H90L89 127H90V130H89V128H88V132H89V136L90 137H92V138H94V139H96V138H99L100 137V135H101V133L102 132H104L105 130L106 131H108V133H109V131H111V127H110V124H111ZM131 121V122H130ZM232 121V120H231ZM56 122V123H55ZM127 122H129V123H127ZM212 122H214V123H212V126L211 127H208V129L209 128H213V130H217V128L215 127L218 123H216L215 121H212ZM233 122V121H232ZM232 122L230 123V124H232ZM15 123H17V124H15ZM70 125H69V124ZM142 123V124H141ZM215 123H216V125H215ZM235 123V122H234ZM2 124V125H1ZM67 124L69 125V126H71V128L69 127V126H67ZM219 124H222V123H219ZM236 124V123H235ZM235 124H232L233 126L235 125ZM57 125V126H56ZM120 125V129L122 130L123 128H122V126ZM143 125H144V127H143ZM213 125H215V126H213ZM226 125H227V123H226ZM3 126V127H2ZM96 126H97V129H96ZM133 126V125H132ZM210 126V125H209ZM219 126L220 125H217V127L219 128ZM224 125L222 124V127H223ZM228 126V125H227ZM238 126V125H237ZM15 127V128H14ZM215 127V128H214ZM232 127V126H231ZM235 127V126H234ZM233 127V128H234ZM6 128V129H5ZM10 128H14V129H16V130H18V129H20L23 133H24V135L25 136H27L29 139H26V141L25 142H23L24 144H21L20 146H22V147H17L16 149H15V146L13 145L14 143H7L6 144V142L4 141V139H3V137H2V134L3 133H5L6 131L5 130H9ZM92 128V129H91ZM136 129V128H135ZM134 129V130H135ZM147 129V130H146ZM235 129V128H234ZM97 130H100L99 131V134H96L97 132ZM128 130V131H127ZM127 130H122L121 132L123 133V135L125 136H127L128 135V132L129 131H131V129H127ZM210 130V129H209ZM3 131H5V132H3ZM133 131V130H132ZM135 132V131H134ZM134 132H132V134L130 135V137L132 136V135H134ZM7 134V133H6ZM105 135H107L108 136V134L106 133ZM121 135V134H120ZM136 135V134H135ZM237 136V135H236ZM236 136H235V138L234 137H232V139L234 140H237L238 142H242L243 144H245V142H247L246 140L243 142V138L244 137H242V139L240 138V136L238 137V138H236ZM254 136V135H253ZM74 137V138H73ZM130 137H129V139H130ZM254 137H257V135L256 136H254ZM254 137H252V141H253V139H254ZM259 139L261 140V141H263V139H264V135H263V137H262V135L260 136V134H259ZM262 137V138H261ZM132 138H134L133 136L131 137V139ZM246 138V137H245ZM250 138V137H249ZM75 139V140H74ZM231 139V138H230ZM240 139V140H239ZM259 139H254V141L256 140V141H259V142H256V143H254V145L257 147L258 146V148H256V150H258V152L260 151L259 150V148H261V151L260 152H263L264 153V151H262V149H263V147H264V144H262V143H260L261 141L259 140ZM27 140H28V142H27ZM249 140H251V139H249ZM31 141V142H30ZM241 142H240V144H241ZM249 142V141H248ZM251 142V141H250ZM264 142V141H263ZM33 143V144H32ZM26 144V145H25ZM63 144H65V145H63ZM67 144H69V145H67ZM76 144V145H75ZM10 145V146H9ZM12 146V147H11ZM74 146H75V149H74ZM14 147V148H13ZM24 147V148H23ZM77 147V148H76ZM18 148H20V149H18ZM191 148V147H190ZM18 149V150H17ZM61 149V150H60ZM16 150L18 151L17 153L18 154H16ZM264 150V149H263ZM12 151H14L13 153H12ZM34 152H35V157L32 155V154H34ZM257 152V151H256ZM259 152V153H260ZM76 155H75V154ZM93 153H98L97 151H94V152H92V155H93ZM258 153V155L260 156H258L257 154V157H259L260 159L263 157V155H262V153H260L259 154ZM73 154H74V156H73ZM69 156V157H68ZM75 157H76V159H78V161H76V159H75ZM88 158H89V162L87 161V164H85L84 162H81L80 161V163H84L85 165H81V164H78V166L79 165H81V167H83V166H85L86 168L85 169H82L81 167H78V168H80V169H82L81 171H84L85 172V177L87 178H91L92 177V173L94 172V171H106V172H109V170H114L115 168H118V167H114L113 165H114V163L116 164V162H118L117 160L115 161V162H110V163H108L109 164V166L107 167V166H104V167H96L95 166V164H96V162H94V159H92V156H91V154H89L88 155ZM256 158V157H255ZM255 159L256 161H259L260 159ZM70 159V160H69ZM54 160V161H53ZM56 160V161H55ZM264 158L263 159H261L259 162H256L257 164H258V166H260L261 167V170L264 172ZM21 162V163H20ZM65 162V161H64ZM102 163L104 162L103 161V159H102V161H101ZM20 163V164H19ZM48 163V164H47ZM105 163V162H104ZM112 164V165H111ZM260 164V165H259ZM263 164V165H262ZM45 165V166H44ZM168 165V163H166V166ZM58 166V165H57ZM263 166V167H262ZM56 167V166H55ZM52 168H54V167H52ZM77 168V167H76ZM170 168H174L172 165L170 166ZM173 170V169H172ZM91 174V175H90ZM194 175V174H193ZM190 172H186V174H185V180L187 181V183H189V181H191L189 184H187V186H183V188H182V191L184 192L183 193V199H186L187 198V192L188 191H190L191 189H193V188H195V186H196V184H197V178L195 177V176H193ZM252 175H254V173H252ZM226 176V175H225ZM254 176H256V174L254 175ZM24 178V179H22V180H20L21 178ZM229 179H231L230 178V176H227ZM253 177V176H252ZM260 179L257 177V180H259L260 181V183L262 182V183H264V173H262L260 176ZM263 177V178H262ZM37 178V179H36ZM87 178V179H88ZM224 178V175L223 176H221V179H223ZM253 179H255V181H256V178H254L253 177ZM25 180V181H26ZM263 180V181H262ZM33 181V182H34ZM180 181H181V179L179 178V177H175V178H173L172 179V183H174V182H176V184H178V183H180ZM257 182V181H256ZM239 184V183H238ZM257 184H258V182H257ZM40 185L41 186H44V185H46V184H44V183H40ZM76 185H78V183H62V186H64V187H66L67 188V186H76ZM50 186V185H49ZM53 186V185H52ZM51 186V187H52ZM60 188L62 187V186H60V185H58ZM206 186H207V188H208V190H209V193H210V202H207V199L206 198H204V199H202V198H200V199H198L197 201H196V203L194 204V206H193V209H192V212H191V214H190V216H189V221H188V223L187 224H185V226H184V233H183V236H182V241L183 242H185V243H187V246L184 248V250L183 251H179L178 250V247L177 246H173V245H169L168 246V248H167V252L171 255V257H172V259L175 261V263L176 264H228L227 262H226V260L227 259H229V258H231V259H235L236 258V262H235V264H239L238 263V261L239 260H241V263L242 264H264V245H262V244H264V230L263 231H261L260 233H258L257 232V226H258V223L256 222V218L253 216L254 214H253V211L252 212H250L249 214H246L245 216H244V214H243V212H242V209H241V207H239V202H238V200H236V199H233V201L231 200V201H225L221 196H222V194L218 197L217 196V193H216V191H215V189H214V185L213 184H211L210 182H207L206 183ZM262 186H264V184H262ZM208 190L206 191L207 193H208ZM10 191V192H9ZM13 191V192H12ZM50 191V190H49ZM185 192H186V194H185ZM205 192H203V194H204ZM207 193L206 194H204V196L205 195H207ZM202 194V195H203ZM206 197V196H205ZM245 198H246V201L248 202V203H250V204H256V206L258 207V209L260 210V212H261V214H262V216H264V195H258V196H256V195H254V193L252 192V190L251 189H249V187L248 186H246L245 187ZM140 200H142V199H139V198H136V197H134V198H131V200H125V203H124V206H123V214H121V216H119V218L121 217H123L124 216V214L125 213H129L130 214V212H132L133 214H136L137 215V213H139L138 214V216L139 215H143L144 216V212H145V210H144V208H143V205H142V201H140ZM128 201H131V202H128ZM10 203H11V205H7V203L6 204H1L0 203V207H1V205H3L2 207H1V209H0V264H27L26 263V261H23V262H20V260H22V258H23V255H22V249H23V247L26 249V250H28V251H31V256L33 255L34 256V254H35V251L34 250H36L35 248L36 247H38L40 250H42L45 254H49L50 253V251L53 249V242H52V238H50L49 237V233L54 229L53 228V225L55 224L54 222H56V225L58 224V226L60 225V226H64V228H66L67 227V224L69 225V223L70 222H72L71 221V219H70V217L69 218H62V219H60L61 218V216H59L60 215V212L61 213H63V212H66V211H68V210H70V208L72 207V205H75V204H73L72 202H70V201H68L67 203H66V201H65V199L64 198H59V200L57 199V208L54 210V213H53V215L55 216H53L54 218H57V216H58V218H57V220L55 219L54 220V218L52 219V220H54V222L53 221H48L47 222V220L46 219H44V221L42 220V221H36V219H35V214H34V212L35 211H33V212H30V211H28V212H30V214L28 213L27 214V216H21V215H19L18 217L15 215L16 214V212H14V205H16L15 204V202H13L14 204H12V201H10ZM185 203H186V201H185ZM144 204V203H143ZM13 205V206H12ZM4 207V208H3ZM5 208H7L8 209V213H6V210H5ZM3 209V210H2ZM9 209L10 210H12L14 213H12L11 211H9ZM150 211H152V209H150L149 210V212L146 210V212H148V213H151ZM145 212V213H146ZM6 213V214H5ZM31 213H33V215L31 214ZM9 214V215H8ZM151 214H153V213H151ZM155 214V213H154ZM29 215V216H28ZM146 215H147V213H146ZM149 215V214H148ZM147 215V216H148ZM15 217H17V218H15ZM134 217H135V215H134ZM153 218H154V215L152 216ZM148 218H150V216H148ZM17 219V220H16ZM65 219L68 221V223L66 224H64V221H65ZM60 220V221H59ZM62 220H64V221H62ZM150 221V220H149ZM61 222H63V223H61ZM52 223H54V224H52ZM148 224H150L151 222H147ZM153 223V222H152ZM156 223V222H155ZM52 224V225H51ZM130 224V223H129ZM129 224L127 225L128 227L127 228H129V229H126L128 232H129V234H128V237L129 236H132L133 237V235L131 234V232L132 231H134V230H132L134 227H135V224L133 225V224H131L133 227L132 228H130L131 226H129ZM70 225H71V223H70ZM69 225V226H70ZM140 225H144V224H140ZM139 225V226H140ZM194 225H198L199 226V231H194V228H193V226ZM55 226V225H54ZM145 226V225H144ZM20 227H22V228H20ZM140 227H142V226H140ZM139 227V228H140ZM263 227H264V225L262 224L261 225V229H263ZM164 232H162L163 233V235L162 236H165V237H170L171 236V234L170 233H168V232H166V231H169V230H163ZM127 232V233H128ZM170 232V231H169ZM170 234V235H169ZM259 234V235H258ZM50 236L52 237V234H50ZM263 236V237H262ZM157 237V236H156ZM130 238V237H129ZM129 238H127V239H129ZM157 238H159V237H157ZM157 238H155V239H157ZM51 240V241H50ZM129 241V240H128ZM127 241V242H128ZM148 241H150V239L148 240ZM158 241H159V239H158ZM255 241H257V242H255ZM153 242V241H152ZM157 242V241H156ZM261 242V243H260ZM48 243H50V244H48ZM149 243H151V241L149 242ZM257 243V244H256ZM152 244V243H151ZM42 245V246H41ZM44 245H47V246H44ZM50 245H51V248H50ZM253 245L255 246V245H257V246H255V247H253ZM258 245H260L259 247H258ZM261 245H262V247H261ZM60 246V245H59ZM251 246V247H250ZM42 249H41V248ZM44 247H47V248H44ZM22 248V249H21ZM20 251V252H19ZM19 253H21V255H22V258L21 259H19L21 256H19ZM244 253V254H243ZM240 254H241V258H238V257H240ZM239 255V256H238ZM242 255L244 256V255H246V259L244 260L243 258H242ZM32 256V257H33ZM243 259V260H242ZM24 260H25V258H24ZM133 262V263H132ZM134 262H138L139 264H141L142 262H139L138 260L137 261H130V264H136V263H134ZM246 262V263H245Z\"/></svg>",
    "mask_w": 264,
    "mask_h": 264
},
{
    "label": "flooded vegetation",
    "instance_id": "3",
    "mask_svg": "<svg viewBox=\"0 0 264 264\" xmlns=\"http://www.w3.org/2000/svg\"><path fill=\"white\" fill-rule=\"evenodd\" d=\"M136 127H141V126H139V125H138V126H137V125H136V126H132V125H128V126H127V124L122 125V128H123L124 130L131 129V131L128 132V135H129V136L127 135L128 138L130 137L131 133L134 131V129H135ZM132 130H133V131H132ZM125 136H126V135H125ZM125 136H123V137H125ZM125 138H126V137H125ZM66 160H67V159L62 160V161H60V162L63 163V161H66ZM61 163H60V164H61ZM57 165H59V164H57ZM57 165H53V166L55 167V166H57ZM53 166H51V167H53ZM47 167H50V166H47ZM60 213H61V212H60ZM59 216H60V215H59Z\"/></svg>",
    "mask_w": 264,
    "mask_h": 264
}]
</instances>
